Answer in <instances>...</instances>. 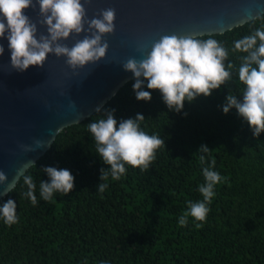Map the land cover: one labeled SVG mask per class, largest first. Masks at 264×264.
Segmentation results:
<instances>
[{
  "label": "trees",
  "instance_id": "trees-1",
  "mask_svg": "<svg viewBox=\"0 0 264 264\" xmlns=\"http://www.w3.org/2000/svg\"><path fill=\"white\" fill-rule=\"evenodd\" d=\"M264 24V13L245 24L209 36L224 42L231 60L239 66L240 53H232L233 41ZM134 80L125 82L103 105L115 109L114 117L145 119L141 128L159 134L166 148L143 173L126 165L120 180L109 177L104 193L97 191L99 170L107 168L99 158L87 125L101 118L93 113L63 128L49 149L28 170L36 184L37 205L23 192V180L0 199L17 204L19 222L12 226L0 219V264H264V132L253 137L248 123L235 108L223 113L227 92L238 97L244 85L233 72V81L208 97L184 102L183 112L170 111L158 90L151 100H137ZM210 148L213 170L226 177L217 185L203 226L179 217L187 202L202 200L197 188L204 183L197 152ZM207 158V157H206ZM69 169L74 188L52 201L39 195L42 167ZM105 182V181H101Z\"/></svg>",
  "mask_w": 264,
  "mask_h": 264
},
{
  "label": "clouds",
  "instance_id": "clouds-1",
  "mask_svg": "<svg viewBox=\"0 0 264 264\" xmlns=\"http://www.w3.org/2000/svg\"><path fill=\"white\" fill-rule=\"evenodd\" d=\"M88 3L90 0H0V38L8 41L11 69L24 72L29 66L43 68L48 55L52 54L57 58L64 57L65 64L75 75L78 69L103 59L109 47L104 36L115 31L116 10L112 7L100 9L98 15L89 19L85 6ZM37 5L38 18L33 21L25 10L36 11ZM38 25L45 31L39 32ZM81 33H84L83 37L76 39L71 46L64 43L70 36ZM137 50L141 58L129 57L121 64L124 71L132 73V89L137 100H151V92L144 90L147 81V89L158 90L170 111L182 113L185 101L191 103L198 96H210L213 90L233 81L235 71L239 82L244 85L242 95L238 97L228 91L222 111L227 114L235 108L248 123L253 137L264 132V24L233 41L231 52L241 54L238 67L229 60L230 51L224 42L211 36L199 38L194 33L161 35L152 41L149 49L140 44ZM4 52L0 43V56ZM94 111L105 115V118L87 125L99 158L108 165L99 170L100 182L96 185L97 191L104 193L109 177L113 181L120 180L126 174V165L139 168L141 173L147 171L156 159L157 150L165 149L166 145L159 134L149 135L141 128L145 117L140 113L118 122L114 108L106 109L100 104ZM182 114L187 115L186 112ZM52 143L53 138L50 141L34 139L32 145L21 144L20 148L30 152ZM197 152L201 153V165H207L202 168L204 183L197 188L202 200L187 202V211L178 220L182 227L187 226L189 217L200 222L196 224L197 228L203 226L216 186L226 181V177L213 170L216 161L210 158V148L202 144ZM32 167H35L32 160L23 163L10 181L0 171V196L13 192L22 179L27 187L23 196L36 206V184L28 174ZM40 171L49 178L40 180L39 184V195L44 201H52L57 193L66 195L73 190L75 178L69 169L45 166ZM16 209L13 199L0 206V219L5 225L19 222Z\"/></svg>",
  "mask_w": 264,
  "mask_h": 264
},
{
  "label": "water",
  "instance_id": "water-1",
  "mask_svg": "<svg viewBox=\"0 0 264 264\" xmlns=\"http://www.w3.org/2000/svg\"><path fill=\"white\" fill-rule=\"evenodd\" d=\"M85 6L89 19L100 9L114 8L115 31L104 36L109 45L106 56L75 75L64 57L52 54L43 68L29 66L16 72L9 64L8 41L0 38L5 48L0 56V171L9 181L23 163H36L50 147L25 152L21 144L54 140L63 128L92 115L96 106L133 79L121 64L129 57L141 58L138 45L147 50L152 41L172 33H223L264 13V0H90ZM25 11L37 20L38 5L36 11ZM38 29L45 31L43 26ZM83 35L70 36L64 43L71 46Z\"/></svg>",
  "mask_w": 264,
  "mask_h": 264
}]
</instances>
